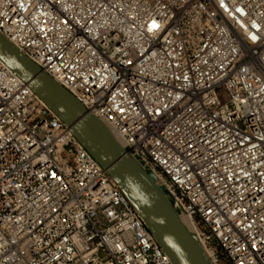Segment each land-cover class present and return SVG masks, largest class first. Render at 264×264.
<instances>
[{
  "label": "built area",
  "instance_id": "obj_1",
  "mask_svg": "<svg viewBox=\"0 0 264 264\" xmlns=\"http://www.w3.org/2000/svg\"><path fill=\"white\" fill-rule=\"evenodd\" d=\"M0 33L155 174L211 264H264V0H0ZM0 264H171L1 61Z\"/></svg>",
  "mask_w": 264,
  "mask_h": 264
},
{
  "label": "water",
  "instance_id": "obj_2",
  "mask_svg": "<svg viewBox=\"0 0 264 264\" xmlns=\"http://www.w3.org/2000/svg\"><path fill=\"white\" fill-rule=\"evenodd\" d=\"M0 61L70 129L106 170L171 264H211L197 236L183 223L171 193L129 154L108 127L0 33Z\"/></svg>",
  "mask_w": 264,
  "mask_h": 264
},
{
  "label": "bare ground",
  "instance_id": "obj_3",
  "mask_svg": "<svg viewBox=\"0 0 264 264\" xmlns=\"http://www.w3.org/2000/svg\"><path fill=\"white\" fill-rule=\"evenodd\" d=\"M182 221H183V223L185 224V226L187 227V229H188L189 231H191V230H192V226H191V224L188 222V220L185 219V218H182Z\"/></svg>",
  "mask_w": 264,
  "mask_h": 264
}]
</instances>
